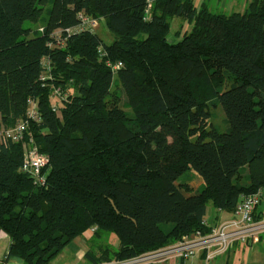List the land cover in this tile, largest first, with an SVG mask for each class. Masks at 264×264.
<instances>
[{
  "label": "trees",
  "instance_id": "obj_1",
  "mask_svg": "<svg viewBox=\"0 0 264 264\" xmlns=\"http://www.w3.org/2000/svg\"><path fill=\"white\" fill-rule=\"evenodd\" d=\"M174 18L193 29L170 43ZM217 107L224 131L211 123ZM20 122L49 164L36 183L22 144L0 145L8 259L51 264L94 226L119 244L88 253L93 263L208 233L209 207L231 213L264 194V0L229 15L201 0H0V127ZM190 169L201 191L178 184Z\"/></svg>",
  "mask_w": 264,
  "mask_h": 264
},
{
  "label": "built area",
  "instance_id": "obj_2",
  "mask_svg": "<svg viewBox=\"0 0 264 264\" xmlns=\"http://www.w3.org/2000/svg\"><path fill=\"white\" fill-rule=\"evenodd\" d=\"M79 18L81 20L80 25L83 28H92L97 25L95 21L84 15H79ZM75 30L78 31L79 28L76 27ZM44 66L46 68V77L51 78V64L47 60H44ZM109 66L114 67L111 64ZM66 97L59 89L53 90L51 94L53 100L66 99ZM29 107L28 118L35 121L39 120L40 115L37 111L36 101H30ZM53 110H58L56 104L53 105ZM27 125L28 122H20L10 128L0 127V145L10 141L14 144H27L34 148L35 143L33 139L28 138L26 134ZM46 162V158L37 155L36 152H31L26 157L23 170L30 171L38 176ZM44 182L43 178L38 177L37 183L43 184ZM261 199V192L244 198L236 208V214L239 216L238 219L224 222V224L211 229L208 233L197 231L174 246L146 253L134 259L108 264H185L200 251L207 252L206 260L209 262L213 259L214 255L225 254L233 244L253 241L259 234L264 232V217L258 220L254 217L255 208L261 203ZM203 227L208 228L205 220L203 221Z\"/></svg>",
  "mask_w": 264,
  "mask_h": 264
},
{
  "label": "rangeland",
  "instance_id": "obj_3",
  "mask_svg": "<svg viewBox=\"0 0 264 264\" xmlns=\"http://www.w3.org/2000/svg\"><path fill=\"white\" fill-rule=\"evenodd\" d=\"M200 0H196V3H199ZM202 2L206 3L210 9L211 12L217 13V14H232V13H242L245 12L248 8L249 4L253 0H201ZM171 32L168 35V40L170 43L172 42H178L180 41L184 34L186 32H190L193 29V25L190 24L187 21H182L178 18L171 19ZM99 34L105 39L106 41L110 42L112 37H110L108 32H104L103 30H98ZM179 32V34H177ZM227 87H225L223 90H225ZM214 117L213 123L214 125L220 127L221 131H224L226 129V116L222 110L221 107L214 108L213 110ZM189 184L193 187L194 193L201 191L204 188V182L201 179V177L193 170H188L178 181V184ZM263 207H264V200H263ZM214 211V213L217 211V209L211 207ZM166 230L170 229L171 225H165L164 226ZM94 240L91 242V244H87L86 240ZM97 238L93 236L90 230H88L83 236L77 238L73 242H71L61 253V255L58 256L56 261H63L68 262L71 259V257L80 250H85V252L93 250L96 245H108L112 249L116 247L118 244L116 241L115 236L106 235V239L104 240H98L95 241ZM3 241V240H2ZM2 241L0 242V248H3ZM103 241V242H102ZM109 242V244H107Z\"/></svg>",
  "mask_w": 264,
  "mask_h": 264
},
{
  "label": "crops",
  "instance_id": "obj_4",
  "mask_svg": "<svg viewBox=\"0 0 264 264\" xmlns=\"http://www.w3.org/2000/svg\"><path fill=\"white\" fill-rule=\"evenodd\" d=\"M263 200L264 194L262 195L261 203L254 211V217L256 220L264 217ZM236 208L231 213L219 210L214 213L213 209L209 207L205 219L208 224V228L213 229L221 226L224 222L238 219L239 216L236 214ZM1 241L3 243V248H0V264H23L22 261L17 258H7L11 241L6 234H0V242ZM85 242L87 244H91L90 241L86 240ZM88 252L89 251L85 252V250H80L76 252L71 257L72 260L68 262H63L61 260L55 262L58 258L57 257L51 264H87L89 258H87L86 254ZM206 258L207 252L200 251L185 264H264V232L259 234L253 241H249L247 243L237 242L233 244L225 254L214 255L213 259L209 262Z\"/></svg>",
  "mask_w": 264,
  "mask_h": 264
},
{
  "label": "bare ground",
  "instance_id": "obj_5",
  "mask_svg": "<svg viewBox=\"0 0 264 264\" xmlns=\"http://www.w3.org/2000/svg\"><path fill=\"white\" fill-rule=\"evenodd\" d=\"M40 31L43 32L44 29L41 28ZM66 31L69 32V30H66ZM70 32H71V30H70ZM113 66H114V67H111L110 70H111V72H112V74H113V77H115V76L117 75V73H118L117 70L122 66V64L120 63V64H116V65H113ZM59 101H60V100H59ZM40 121H41V119L36 120V121H34V122H40ZM29 128H30V123H28V125H27V131H26L27 133L29 132ZM27 133H26V134H27ZM11 143H12V142H11ZM13 144H14V143H13ZM22 149H23V153H24V158H23V165H22V169H21V170H22L24 173L28 174L30 177L34 178L36 183L38 182V177L43 178V179L45 180V179L47 178V176H46V172H44V170L47 169V167H48V164H49V157H48L47 155H45V154L40 153V151H39L37 145H35V147L32 148V147H30V146L27 145V144H25V145L22 144ZM31 152H36L37 155H39V156H41V157H44V158H46V160H47L45 166L42 168V170L40 171V173H39L38 176L34 175V174H33L32 172H30V171H24V170H23V166H24V163H25V161H26V157H27ZM90 231H91V233L93 234V236H95V234L99 231V228H98L97 226H94V227H92V228L90 229ZM106 235H107V234H103V237H102L101 239H102V240H103V239L105 240V239H106ZM108 235H110V236H114L113 234H108ZM115 237H116V236H115ZM101 239H96L95 241H98V240H101ZM75 240H76V239H75ZM87 241H88V240H87ZM92 241H94V240H90V243H91ZM116 241H117V243L119 244V242H118V240H117V237H116ZM102 242H103V241H102ZM178 243H180V242H177V243H175V244H172V245H169V246H166V247L160 248V249H164V248H167V247H170V246H174V245H176V244H178ZM107 244H109V242H108ZM118 244L116 245L115 248L118 247ZM102 245H103V244H102ZM98 246H100V245H96L95 248L97 249ZM103 246H108V245H103ZM109 247H110V246H109ZM95 248H94V249H95ZM115 248H114V249H115ZM94 249H93V250H94ZM160 249H158V250H160ZM93 250H90L88 253H91V251H93ZM95 251H96V250H95ZM154 251H157V250L149 251V252H146V253H150V252H154ZM88 253H87V254H88ZM98 253H100V252L97 251V256H99ZM146 253H143V254H146ZM87 254H86V255H87ZM143 254H141V255H143ZM141 255L134 256V257H131V258H124V259H116V258H113V259H111V260L104 261V262H101V263H93V262H90V261H89L87 264H108V263H112V262H116V261H125V260H129V259H134V258L139 257V256H141Z\"/></svg>",
  "mask_w": 264,
  "mask_h": 264
}]
</instances>
